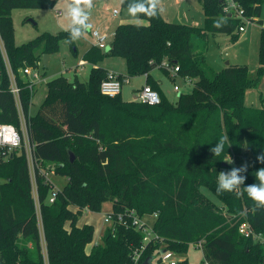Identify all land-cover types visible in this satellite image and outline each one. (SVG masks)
I'll list each match as a JSON object with an SVG mask.
<instances>
[{"label":"trees","instance_id":"trees-1","mask_svg":"<svg viewBox=\"0 0 264 264\" xmlns=\"http://www.w3.org/2000/svg\"><path fill=\"white\" fill-rule=\"evenodd\" d=\"M58 1L0 0V40L20 87L18 103L0 44V123L19 127L21 105L39 196L37 207L25 147L10 153L0 149V264H143L157 255L161 261L164 249L181 258L177 264H188L191 244L202 248L207 264H264V210L256 209L246 193L216 191L217 175L224 170L247 164L246 187L257 183L255 172L264 168L256 160L264 153V106L245 102L247 90L264 75V27L255 74L239 64L217 71L207 61L211 35L226 33L236 40L244 18L264 24V0H236L244 18L224 11L227 0H201L203 26L171 22L162 13L141 16L145 23H120L111 45L85 52L84 60L92 64L89 79L60 75L49 80L45 99L32 115L34 83L24 69L36 70L42 56L58 50L69 32L45 31L17 44L12 12L52 9ZM127 2L121 0L122 6L127 8ZM220 18L225 26L215 28ZM104 54L124 58L129 78L147 75L160 103L124 101L122 92L103 94L108 70L98 62ZM164 63L179 67L174 76L194 83L176 102L151 76L157 67L170 74ZM224 134L231 145L214 157L210 149ZM230 157L232 163L225 161ZM51 170L67 178L53 202ZM202 186L220 205L204 195ZM106 202L112 204V221L102 242L88 252L95 226L78 223L88 211L101 212ZM148 215H156L152 227L134 225L135 217ZM244 223L260 236L242 234Z\"/></svg>","mask_w":264,"mask_h":264},{"label":"rangeland","instance_id":"rangeland-1","mask_svg":"<svg viewBox=\"0 0 264 264\" xmlns=\"http://www.w3.org/2000/svg\"><path fill=\"white\" fill-rule=\"evenodd\" d=\"M178 1V2H177ZM69 0H59L56 6L52 9H32V8H17L12 12L13 23L15 27V39L16 42L22 44L27 42L40 33L49 31L52 33H58L60 31H66L71 24L70 18L67 16V7ZM182 0H168L166 9L177 13L181 8L179 3ZM199 9L203 12L202 3L198 2ZM165 10V5L162 7ZM183 9H187L182 7ZM124 10L118 0H94V7L92 9L89 23L92 25L91 29L78 41L68 44L67 38H64L59 43V48L52 54H50L48 64L44 63V55L39 63V67L36 69L39 73V78L33 79L31 75L30 79L34 81V92L32 94V104L30 112L34 115L47 94V82L57 76L64 75L70 81H87L90 76L92 64L84 60L85 52L92 46H95V41L92 37L91 31L97 29L101 33H107L109 38L107 40L108 45H111L114 38L113 28L118 22H122V13L114 15V10ZM56 10H61L62 15L56 16ZM179 20L184 21H171L176 23L191 24V19L186 16L187 11H180ZM171 13V14H172ZM166 15V13L163 12ZM164 16V15H163ZM166 19L167 17L164 16ZM264 20V11L262 14ZM120 20V21H119ZM168 20V19H167ZM188 20V21H187ZM190 20V21H189ZM36 22V24L33 23ZM134 22V21H132ZM136 23V22H134ZM139 23H145L143 19H140ZM204 25V20L203 24ZM264 24L261 25L257 21L245 20V32H241L239 37L234 40L233 35L220 33L210 36V45L207 55V61L210 66L215 70L220 71L229 64L245 65L255 74L260 67L259 60V47H260V35L261 29ZM245 37V40L242 39ZM242 40V41H241ZM107 53L108 50H103ZM99 65H103L109 68V73H116L123 78H128V68L126 60L122 57L104 54L98 62ZM153 78L160 82L162 90L165 92L170 101L176 102L179 93H189L194 87V83L189 78H184L180 75L173 76V73L167 74L163 69L157 67L152 71ZM11 81V80H10ZM145 75L132 76L129 78V82L124 83L122 88V98L124 101H131L137 98L138 91L145 83ZM12 84V82H11ZM178 86L179 90H175L174 87ZM247 90L246 96L247 104H252L255 107L264 106V75L262 76L258 86ZM261 94V98H260ZM263 98V99H262ZM235 168V167H234ZM231 170V169H230ZM224 170L223 172L230 171ZM47 177L54 183L53 191L61 189L67 182L65 176L56 174L54 170L47 173ZM205 196L210 198L213 202L220 205L217 197L206 186L201 187ZM112 211L111 202H106L103 205L101 212L88 211L82 216V221L86 223H94L96 226L94 242L101 243L103 234L108 223L104 218L107 213ZM144 222L148 223L151 227L155 222V217L148 215L144 217ZM160 255L156 257L153 264H169L168 262L159 261ZM188 264H205V257L203 250L200 246L191 244L187 251ZM178 260L179 257H177Z\"/></svg>","mask_w":264,"mask_h":264},{"label":"built area","instance_id":"built-area-1","mask_svg":"<svg viewBox=\"0 0 264 264\" xmlns=\"http://www.w3.org/2000/svg\"><path fill=\"white\" fill-rule=\"evenodd\" d=\"M224 11L228 12L230 15L234 13L237 17L244 18L243 16L244 11L236 0H227L226 6L224 7ZM117 13H119V11L114 10V14H117ZM58 15H60V12L58 13ZM244 20L249 21L246 18H244ZM240 31L241 32L245 31V26H241ZM91 34L95 41L96 46L103 48V49L108 47L107 40L109 38V35L107 33H101L99 30L95 29L91 31ZM0 44L2 47V53L4 55V58L8 66L10 80L12 82L11 92L16 96V99L18 100V103H19L20 87L18 86L15 75L13 71L11 70V67H10V64L7 58V54H6L5 49L3 48L4 46L1 40H0ZM164 64L166 65V67L170 69L171 73H173V76L179 70V67L177 66L169 67L167 63H164ZM24 72L27 75H31L33 79L39 78V73L37 72V70H34L30 67L25 68ZM126 82H129V77L123 78L121 75L108 72L107 78L101 82V92L111 97L116 96L122 92L123 85ZM32 83H34L33 80H32ZM174 89L179 90V87L175 86ZM136 100L142 103H145V104L155 105V104L160 103L161 97L157 90H155L154 88H152V86L146 83L138 91ZM19 108L21 111V123L19 127L11 123H0V149L3 150L4 153H10L13 150H16L21 147H25L28 160H29L30 170L33 176V196L37 203V207H39L38 190H37L36 183L34 181L33 146L30 142L27 121H26L24 114L22 113V107L20 104H19ZM56 193L57 191L52 192L49 198L50 202L54 201L56 197ZM121 219H122V216H119V220ZM104 220L106 223H109L112 221V216L110 215V213H108L105 216ZM143 222L144 221L138 217H135L133 220V223L136 226H141ZM240 232L246 236H251V235H253L254 237L260 236V235L255 234L254 231L250 228V226L247 223H244L240 226ZM149 238H150V234L147 235L145 240H148ZM139 257H140V253L136 252L135 257H134L135 261H138ZM161 261L168 262L169 264H177L179 260L177 259V256L174 252L166 251L164 253H161Z\"/></svg>","mask_w":264,"mask_h":264},{"label":"clouds","instance_id":"clouds-1","mask_svg":"<svg viewBox=\"0 0 264 264\" xmlns=\"http://www.w3.org/2000/svg\"><path fill=\"white\" fill-rule=\"evenodd\" d=\"M123 2V0H122ZM94 7V0H69L67 7V16L71 20L69 26L68 39L66 43L71 44L80 40L92 27L89 23V18ZM127 14L136 23H139L141 16L156 18L164 11L161 6V0H128ZM226 21L223 18L214 22L215 28H222ZM231 145L227 134L222 135L216 142L215 146L210 149L214 157H220L225 151V145ZM256 160L264 164V153L256 157ZM232 163L231 157L225 160ZM248 165L244 164L239 168H232L228 172H220L217 175L218 194L235 193L240 197L244 193L253 202L254 207L258 210H264V168H260L255 172L257 183H253L246 187V176L243 173L247 172Z\"/></svg>","mask_w":264,"mask_h":264},{"label":"crops","instance_id":"crops-1","mask_svg":"<svg viewBox=\"0 0 264 264\" xmlns=\"http://www.w3.org/2000/svg\"><path fill=\"white\" fill-rule=\"evenodd\" d=\"M167 1L168 0H161V6L162 7H164V5H165V10L163 11L164 13H166V15L165 14H163V12H162V14L164 15V16H166L167 17V19H168V21H184V20H179V14L181 13L180 11H187V13H185L186 14V16H188L189 17V19H191V21L189 22V23H191L192 25H197V26H202V24H203V20H204V15H203V12L199 9V6H198V2H199V0H182V2L181 3H179V5L181 6L180 8V10L177 12V13H172V11H168L167 9H166V6L168 5L167 4ZM178 2V1H177ZM200 2H201V0H200ZM118 3H120V0H118ZM182 7H184V8H187V9H183ZM116 10V9H115ZM60 12V15H58V13ZM122 13V22H118V23H116V25L114 26V28H113V31L115 32V29H116V27H117V25L118 24H120V23H124V22H132L133 20L129 17V15L127 14V10L126 11H124V10H120L119 11V13ZM172 13V14H171ZM118 14V13H117ZM117 14H114L115 16L117 15ZM62 15V11L61 10H56V16H61ZM120 21V20H119ZM188 21V20H187ZM246 30V29H245ZM113 32V33H114ZM245 32V31H244ZM243 41L245 40V37L242 39ZM241 40V41H242ZM17 43V42H16ZM17 44H19V43H17ZM101 66H103V65H101ZM103 67H105V66H103ZM107 70H108V72H109V68H107V67H105ZM30 76V75H29ZM151 76L153 77V73L151 72ZM145 80L147 81V75H145ZM32 81V80H31ZM146 81H145V83L144 84H146ZM158 81V80H157ZM34 82V81H33ZM159 82V81H158ZM160 83V82H159ZM161 86V85H160ZM254 89H257V88H254ZM122 94V93H121ZM247 97H248V95L246 96V99H245V101L247 100ZM260 98H261V94H260ZM263 99V98H262ZM262 101H264V99L262 100ZM252 104H247V105H249V106H252L255 102H251ZM110 213V212H109ZM108 214V213H107ZM106 216V215H105ZM86 222H83L82 221V218L80 219V221H79V225H83V224H85ZM91 224H93L94 226H96L94 223H91ZM95 229H96V227H95ZM96 242H94V240H93V242L92 243H90L88 246H87V251L89 252L90 250H91V248H92V246H93V244H95Z\"/></svg>","mask_w":264,"mask_h":264},{"label":"water","instance_id":"water-1","mask_svg":"<svg viewBox=\"0 0 264 264\" xmlns=\"http://www.w3.org/2000/svg\"><path fill=\"white\" fill-rule=\"evenodd\" d=\"M229 15H230V14H229ZM33 23L36 24L35 21H33ZM49 57H50L49 54H45V55H44V63H45V65L48 64ZM227 64H229V61L227 62ZM164 252H166L165 249L161 251V253H164ZM153 260H154V257H148V258L146 259V261H145L143 264H153Z\"/></svg>","mask_w":264,"mask_h":264}]
</instances>
